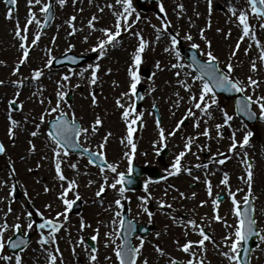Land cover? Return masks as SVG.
<instances>
[{
    "label": "rangeland",
    "instance_id": "1",
    "mask_svg": "<svg viewBox=\"0 0 264 264\" xmlns=\"http://www.w3.org/2000/svg\"><path fill=\"white\" fill-rule=\"evenodd\" d=\"M52 1L54 2L53 20L42 29L45 14L39 11L41 5H29L28 0H17L15 8L12 9L5 4L4 0H0V80L6 82L0 85V141L6 146V151L0 153V223H3L6 218L10 225L19 222L23 225L24 232H32L33 239L29 248L19 253L23 264H49L50 255L55 253L56 245L63 254L62 259L58 256L57 264H93L87 239L88 237L92 239L96 235L97 228L99 236L96 240L92 239L97 249L95 253L98 257L97 264H118L114 248L121 245V236L114 205L115 200L121 199L122 195L116 189H112L110 184L116 179L118 172H125L126 159L132 153L126 140L125 123L127 121L122 116L126 108H122L117 103L118 100L127 106L135 105L136 111L143 113L144 120L142 119L141 128L137 131L134 141L137 144L135 153L138 162H146V157L154 159L162 150V142L156 143L159 140V128L156 126L154 114L150 112L154 104L161 110L160 126L164 127L167 146L173 151L168 159L175 158L176 153L181 150L180 146H184L188 137L194 138L192 146L196 147L199 152L197 161L185 157L182 164L183 171L189 167V162H193L191 163L193 171L191 173L182 172L183 174L176 178L174 184L180 187L178 193L168 184L169 181L174 180H166L157 184L149 183L146 194L133 195L136 201L150 192L151 196L146 206L151 205L150 210L157 216L153 230L145 238L144 248L141 250L137 264H140L143 258H147L149 264H169L173 257L178 260L179 264H184L186 260L191 259L190 254L185 253L180 245L188 240L198 241L202 237L198 229L194 230L190 225L186 228L179 222L186 223L189 219L196 220L199 227L211 231L216 238L213 242H205V254L201 255L199 246H194L193 251L206 260L207 264H229L228 259L222 255V251L228 250V246L223 243V238L235 229L225 227L222 221L214 219V215L218 208L220 215L227 220L229 225L237 224L230 191L235 192L237 188L242 189L241 192L236 193L239 200H242L246 194L247 186L241 177H246L247 165L244 161L245 152H247L248 158L254 162L253 191L257 208L255 218L258 228L264 229V123L257 121L249 125L244 122L236 115L233 102L216 94L219 107H212L211 116L194 109L196 117H187L188 123L183 124L174 136H168L167 134L174 130L173 126H176L177 122L183 118L182 115L193 106L189 89L177 83L178 77L175 73L177 71L181 73L179 79H183L185 73L191 74L187 82L192 84L191 91L197 96L201 82L199 80L193 82V77L199 74L189 67L190 64L181 54L177 57L175 52H168L165 49L171 43V36L179 33L178 38L183 41V44L191 46L199 44L198 50L201 56L207 58L205 53L209 48L204 39L207 37V40L212 42L211 50L218 57L221 67L226 69L224 66L229 60L235 65V71L232 73L234 78L238 77L246 82V78L252 76L254 79L264 81V60L259 59L260 45L249 37H245L243 41L238 40L242 35V28L237 26L236 17L232 16L230 11L233 6L238 9L246 8L249 11V23L255 28L256 37L264 44V28L260 27L261 21L251 14L247 0H213L211 12L208 9V0H163L167 12L166 19L172 22L167 30L162 27L165 22L162 19L164 14L157 15L161 0H156L155 3L146 2V11H141L137 1L133 0L135 12L127 21L133 24L131 31H122L121 36L116 38L114 46L111 44L108 46L107 54L103 58L99 56L98 50L93 51V49L99 40L105 38L103 28H110L113 32L116 30V14L123 11L116 0H67L63 6L58 0ZM43 2L47 0H42ZM180 4L184 5L182 14L178 7ZM9 9L13 11L12 19L7 17ZM31 11H36L37 21L40 22L27 25ZM73 15L76 16V20L72 22L77 29L75 33H72V24L68 22ZM136 15L140 17L138 21L135 20ZM93 16L97 17L92 21L95 28L89 26V20ZM209 18L211 19L210 27H208ZM17 20L21 30L27 26L30 46L29 59L20 66L19 73L15 72L17 62L22 56L21 41L15 35ZM157 28L161 31L157 32ZM201 29H204L203 37L200 35ZM37 31L41 32V37L38 43L32 46L31 41ZM134 32L141 33L150 42L141 54L142 60L139 65H136L134 60L139 43L137 36L132 35ZM188 34H191V40L186 39ZM157 36H159L158 40ZM238 42L240 48L233 57L230 53ZM174 47L178 48L177 45ZM69 52L85 56L87 60L78 67L68 65L56 67L55 60L50 68L45 67L52 56L58 58ZM158 62L161 65L160 68L156 67ZM181 62L185 65L183 69L171 67L172 64ZM253 62L257 64L255 72L251 69ZM93 63L101 64L98 72L99 79L95 85L90 83L91 69L86 71L83 77L79 75L81 70ZM36 68L44 71V75L38 80L33 78V70ZM109 68L112 69L111 72L108 71ZM133 69L140 75L137 88L141 86L144 88L140 107L136 106L135 96L130 91L131 70ZM65 74L69 75L70 81L64 91L72 94L73 101L68 103V97L60 102L62 111L69 115H72V112L77 115L83 127L90 129L87 135L84 134L83 141L96 150L103 148L108 153L110 162L117 164L118 169L117 173H112L107 168H103L102 171L80 157H63L61 167L65 176L69 179H76L78 184V188L68 193V198L75 200V192L78 191L82 207L79 212H73L71 209L66 214V220L64 217L59 218L63 227L55 234L54 242L47 243L42 248L38 243L40 235L41 233L48 234L51 230H38L36 221L54 218L57 212H63L65 208L60 199V192L67 187V184L60 180L56 172L53 156L55 145L45 126L46 120L59 114L47 110L56 105V93L61 90L57 82L62 80ZM21 78L25 79L22 87L18 88L11 83ZM76 85L79 87H75ZM17 91L20 92L18 98L15 97ZM125 92L129 93L127 97L123 95ZM246 94L253 95L254 99L256 96L264 95V83L256 88L254 94L250 88ZM93 95L96 103H93ZM181 97L183 99H180ZM13 99L19 101L20 107L16 110H12L9 106V101ZM41 100L44 102L41 103ZM70 107L71 109L68 110ZM220 109H226L234 116V120L230 122V126L225 125L224 128L217 129V124L224 123ZM254 109L257 113L259 112L255 104ZM42 114L45 115L43 122L40 121ZM9 117L20 122L14 137L9 135L11 127ZM98 117L102 120V125L99 126L98 131L92 132L91 125ZM130 118L135 119V113H132ZM196 118L201 120L198 128L194 126ZM37 126H39V135L33 137L31 133L37 130ZM206 129L209 131L210 138L203 134ZM234 130H236L237 140H242L248 130L253 131L254 135L250 138L249 145L238 146L236 151H229ZM220 132L223 133L222 136L219 135ZM108 133L111 135L108 136ZM106 136L107 142L102 145ZM31 143L36 145L34 152L30 151ZM157 148L161 150L158 152ZM224 157L228 159L220 165L218 160ZM210 159L213 165L208 168L207 164H211ZM203 163H206V168L195 167ZM72 164H76L77 168L70 167ZM224 173L229 175V186L221 183ZM105 175L108 177V185L104 184ZM195 177H200V179L197 180ZM205 179L211 180L214 192L211 195L208 192L207 183H204ZM191 182L196 185L194 189L188 187ZM15 183L19 189L18 196L13 193ZM102 186L105 187L107 193L99 197L96 193ZM119 187L117 185V188ZM45 188L49 191H45ZM220 191L226 197L217 207L214 200ZM181 193L184 195L182 196ZM192 193L196 194L195 197ZM161 201H166V204L161 206ZM201 201L206 203L201 204ZM140 202L145 203L141 200ZM48 204L51 205L50 208L45 207ZM133 205L137 206V202L131 204L130 207L133 208ZM9 207L12 208L10 213H8ZM28 211L33 214L31 219L26 215ZM40 212H43L44 216H41ZM5 213H8L7 217ZM17 217L20 218L19 221ZM82 219L89 225L83 229L80 228ZM113 221L117 223L113 224ZM140 221L141 223L149 222L146 217H141ZM28 223H33L31 230L27 227ZM109 232H115L116 237L107 236L106 233ZM157 232L160 233L159 236L156 235ZM14 233L13 230H9L6 237H11ZM80 236L84 237L83 243H79ZM140 238V236L133 238L134 246H139ZM157 244L165 250L166 254L161 255L156 251L155 245ZM73 245H75V252H73ZM216 245L220 247L217 248ZM3 254L16 255L11 253L7 246ZM252 256L253 259L256 258V263L264 264L262 262L264 241L259 240ZM106 257H111V260ZM0 264H8V262L0 258Z\"/></svg>",
    "mask_w": 264,
    "mask_h": 264
},
{
    "label": "snow or ice",
    "instance_id": "2",
    "mask_svg": "<svg viewBox=\"0 0 264 264\" xmlns=\"http://www.w3.org/2000/svg\"><path fill=\"white\" fill-rule=\"evenodd\" d=\"M10 4L15 5L17 3V0H8ZM59 4L61 6L65 5L67 0H58ZM29 5H41L39 8V11L44 13L48 18H52V13H51V4L52 0H47V2H43L42 0H28ZM116 3L119 4L122 8L123 11L119 12L116 14V24L115 28L116 30L113 32L112 29L110 28H103L102 31L105 34V38L99 40L93 51L98 50V54L101 58H103L107 54V48L111 44L114 46V42L117 37L121 36L122 31H131L133 24L132 22H127L129 20V17H132L133 12H135V9L133 7V0H116ZM247 5L248 8L251 10V14L255 15L260 22V27L264 28V0H247ZM111 7V5H109ZM181 9V14L184 9V5L180 4L178 6ZM160 12L163 13L162 19H164V23L162 25L164 30H167L169 26L171 25V20L166 19L167 17V12L165 10V5L163 3V0H161V3L159 5ZM213 8V0H208V9L209 12L212 11ZM232 16L236 17L237 21V26L242 28V35L238 38L239 41H243L245 37H249L252 40L256 42L257 45H260V53L261 55L259 56V59L264 60V44L261 43L259 39L256 37L255 33V28L250 25L249 23V11L246 8H237L235 6L231 7L230 9ZM239 12V15L237 13ZM199 15V13H197ZM7 17L9 19L13 18V11L12 9H9L7 12ZM97 17L93 16L91 20H89V26L92 28H95V25L92 23L93 20H96ZM140 19L139 15L135 16V20L138 21ZM76 20V16H72L70 20L68 21L70 24ZM33 22H40L37 21V14L36 11H31L29 19L27 20V25H31ZM127 22V23H124ZM43 23H47V20H44ZM211 26V19L209 18L208 21V27ZM155 27V26H154ZM27 31L28 28L25 26L23 30H21L19 21L17 20V28L15 31V35L20 38L21 41V48H22V56L19 58L17 65L15 67V72L19 73L20 72V66L24 65L28 59H29V51H30V46L28 44V36H27ZM77 29L75 28V25L72 24V33H75ZM161 29L157 28V32H160ZM71 34V33H70ZM231 33L229 32V35ZM132 35L137 36L138 38V48L136 50V55H135V64L139 65L142 60L141 54L145 51V48L149 45V41L145 39V37L138 32L132 33ZM200 35L203 37L204 36V29H201ZM179 33H176L175 35L171 36V43L168 48L165 49V51L168 52H175V55L177 57H180V51L178 48H175L179 43L178 40ZM41 37V32L37 31L35 34L34 39L31 41V45L34 46L38 43ZM87 39V37H85ZM159 39V36H157V40ZM186 39L191 40L192 36L191 34H188L186 36ZM206 43L208 44L209 50L205 53L207 56L208 62L205 63H200V72L201 75L193 77V82L195 80H199L201 82L200 86V92L199 95L195 92H192V84H189L187 82L188 76H190V73H185L183 79H179L181 76V73L177 71L175 75L178 77L177 83L185 87L186 89H189V95H190V100L192 101V107H190L187 110V115L196 117V110H200L202 114H207L208 116H211V108L213 106L219 107V102L218 98L216 95V89H225L227 91H236V92H242V93H247L248 89L250 88L253 94L256 91V88L260 86L261 83H264V81H259L257 79H254L252 76H248L246 78V82L244 80L239 79L238 77L234 78L232 73L235 71V65L229 60L225 64V68L227 71L221 70L219 67L218 63V57L213 53L211 50V45L212 42L210 40H207V37H204ZM197 49L200 48L199 44L194 45ZM240 48V43L238 42L235 46V49L230 53L231 56H236L238 50ZM249 48H251V45H249ZM247 51V49H246ZM56 59V57L52 56L50 59H48L45 67H51L53 61ZM72 59H75V57H72ZM196 58L193 57V61H195ZM192 65H189L191 67ZM157 68H160L161 65L158 62L156 64ZM172 68L174 69H183L185 65L181 63H176L171 65ZM91 69L90 72V83L92 85H95L97 83V80L99 79L98 77V72L101 69V64L100 63H93V64H88L87 68L83 69L80 71L79 75L81 77L84 76L85 72ZM251 69L253 72L257 70V64L253 62L251 64ZM109 72L112 71V69H108ZM44 75L43 69L36 68L33 70V78L34 79H39L41 76ZM209 78L211 79L212 82H209ZM69 75L65 74L62 77V80L58 81V85L60 87V91L56 93L57 96V103L54 107H51L47 111H50L52 113H59V116L55 119L53 124L51 125L52 129H56L55 132L49 131V137L51 141L54 143L55 147L53 148V156L55 159V169L56 172L59 175V178L61 181H65L67 184V187L63 189V191L60 192V199L65 206L63 212H57L56 216L54 218H49L46 219L42 224L39 225L40 229H50L51 231L48 234H43L41 233L40 238L38 243L43 246L47 243H52L55 240V234L60 231V229L63 227V224L60 221V217H64L65 220L67 219V213L72 209L74 206L76 200L80 199V193L78 191L75 192V200L74 199H69L68 198V193L73 191L74 189L78 188V184L76 179H69L67 176H65L64 171L62 170L61 164L63 162V157H67L69 154V147H80L79 144L76 143L77 139L79 138L80 133H84L87 135L90 131L88 127H82L81 125L76 123V117L75 113H73V118L72 120L68 119H62L61 117H66L67 113L63 112L61 107H60V102L65 101L68 98V92L64 91L66 87L69 86ZM140 82V75L137 71L134 69L131 70V83H130V91L132 94L137 93V86ZM6 82L4 80H0V85H4ZM11 83H14L18 88L22 87L25 83V79H17L15 81H12ZM115 83V82H114ZM75 87H79V85H76ZM20 95V92L17 91L15 93V97L18 98ZM125 97L129 95V93L125 92L123 94ZM177 96H179V93H177ZM180 99H183L181 97ZM18 99H13L9 101L10 105L18 103ZM44 101L41 100V103ZM51 103V102H49ZM93 103H96L95 96L93 95ZM118 104L122 108H126V110L122 113V116L125 121L128 122L127 126V135H126V140L127 144L130 145L131 151L134 154L137 148V144L133 140V133L136 131V129L133 127V125L136 124L138 119H141L143 116V113L137 112L135 105L132 106H127L123 104L120 100L117 101ZM255 104L259 112H253L251 110L252 104ZM22 107V105H21ZM155 107V105L153 106ZM222 112V115L224 117V123L223 124H217L216 128L217 129H222L225 127V125L230 126V122L234 120V116L229 114L226 109H220ZM240 111L245 112L249 116L255 118L257 115L261 119H264V95L256 96L254 99L253 95H245L242 100H241V108ZM132 113H135V119H130V116ZM10 119V124L11 127L9 128V135L10 136H15L16 135V128L19 127L20 122L9 117ZM45 119V115L40 116V121L43 122ZM187 119V116L182 118L180 121L177 122L175 130L169 132L167 135L168 136H174L176 134V131L180 130L181 126L185 123V120ZM156 123L158 126L161 125V119L157 117ZM201 123V120L199 118L195 119V127H199ZM102 125V120L98 117L94 121V123L91 125V131L96 132L98 131L99 126ZM205 136H209L210 134L209 131L206 129L205 132L203 133ZM33 137L39 135V126H37V130L33 131L31 133ZM108 136L111 135V133L107 134ZM219 135H223L222 132L219 133ZM254 133L251 130H248L245 135L243 136L242 140H237L236 139V130L232 132L231 135V140L232 143L230 144L229 151H236L238 146L244 147L250 144V138L253 137ZM193 137H188L187 142L185 144L184 150L181 151L176 157L174 163L171 164L170 169L167 170V175L168 176H173L176 174H179L182 171V166H181V161L182 158L185 157V155L191 151L192 145H193ZM167 140V137L165 135V129L164 127L160 126L159 127V140L156 141L157 144H160L161 142H165ZM107 142V136L103 139V143ZM124 140L122 139V143ZM165 143V147H166ZM205 147V146H201ZM161 149L157 148V151L159 152ZM6 151V146L5 144L0 141V153H4ZM30 151H36V145L34 143L30 144ZM97 154H93V157H95ZM99 157L101 159H106L104 156L103 152L98 153ZM125 155H129L128 153H125ZM218 155H223V154H218ZM248 153L245 152V156H247ZM47 158V157H46ZM132 157L129 156V159ZM228 159V157H224L218 160V163L220 165H223L225 163V160ZM93 162H95V159H93ZM212 160H209V163H211ZM244 163L247 165V171H246V177H241V179L245 180V184L247 186V191L246 194L243 197V201L237 199V192H241L242 189L237 188L235 192L230 191V196L231 200L234 205V212L237 217V224L236 225H229L227 220L222 217L219 213V210L217 208L216 213L214 215V219L216 221H222L227 228H234V232H229L227 236L223 238V243L228 246V250L222 251V255L228 259L229 264H244V260L247 259V256L241 257L240 249L243 248V243L248 240L252 235H258L259 239L261 241H264V229H259L257 231V220L253 216V213H255V205L253 201L256 199L254 191H253V182H254V167H253V161L251 159L245 160ZM73 169L77 168L76 164L70 165ZM102 171H103V165ZM107 169H109L112 173H117L118 165L115 163H108L106 164ZM195 167H207V165H201L197 164ZM185 171L191 173L192 169L191 168H186L184 169ZM15 169L13 168V172ZM129 172H132L133 169L129 168ZM207 175V173H206ZM118 178L114 179V181L110 184V187L112 189H116L118 193L123 195L124 192H126L128 189L125 187L127 184H131L132 181L126 176L125 172H118L117 173ZM160 179L166 180L167 177L161 176ZM195 179L199 180L200 177H195ZM151 181H146L145 182V191L147 192L148 188V183ZM91 183V182H90ZM222 184L225 186H229V175L227 173L223 174V179L221 181ZM104 184L108 185V177L105 175L104 177ZM117 185H121V187L117 188ZM207 187H208V192L211 195L212 194V184L211 181H207ZM45 191H49L48 188H45ZM105 192V187L102 186L100 190L96 193L97 196H101L102 193ZM183 196L184 194L181 193ZM195 193H192V196L195 197ZM151 196V193L149 192L145 196H141L140 200L144 201L145 203L141 205L143 210L148 214L149 217L153 216V212L148 209L146 206V202L148 201L149 197ZM130 199V198H129ZM161 206H164L166 204V201H161ZM202 204L206 203L205 201H201ZM216 205H219V197L214 201ZM244 204L245 207L241 208V204ZM115 204L123 207L122 200L121 199H116ZM45 207L50 208L51 205H45ZM111 207V205H110ZM12 211V208H8V213ZM8 213H5V217H7ZM117 217L121 216L122 214L120 212L115 213ZM27 217L31 219L32 217V212L28 211L26 213ZM41 216H44L43 212H40ZM19 217H17V221H19ZM181 224H184V226L187 228L189 225L192 226V228L198 229L199 234L201 235V239L198 241H192L188 240L187 242L183 243L180 245L182 250L185 253H189L190 256L192 257L191 259H188L184 262V264H207L206 260L200 258V255L196 251H193L194 246H199L201 249V255L206 253V249L204 248L205 242L213 240V237L209 235L203 227H199L197 225L196 220L194 219H189L186 223L184 221H179ZM34 223V222H33ZM33 223H28L27 227L29 230L33 228ZM117 221H113V224H116ZM89 225L86 224V222L82 219L80 228L83 229L85 227H88ZM119 226L120 228H123L124 226V221L120 220L119 221ZM23 225L19 222L9 224L8 220L5 218L3 220V223H0V258H2L5 262H8V264H12L14 261V264H23L22 256L19 254H16L15 256L13 255H5L4 249L6 246H10L11 248H19L20 244L26 243L23 238H21L20 243H17L12 239V237H6V233L9 230H13L14 232H20L22 229ZM131 231V228L129 229ZM107 236L116 237L115 232H109L106 233ZM157 236L160 235L159 232L156 233ZM99 236V229H96V235L92 237L93 240H96ZM124 239V245L121 247L120 245H117L114 248V255L118 260V264H137L138 258L141 256V250L144 248V243H145V238L141 237L140 238V243L139 246H132L130 240L127 238V234ZM84 237L80 236L79 238V243H83ZM179 243V242H177ZM217 248L220 247V245H216ZM259 247V246H258ZM155 249L157 252H159L161 255L166 254L165 250L160 247V245H155ZM45 251H48L47 249H44ZM73 252H75V245H73ZM97 252L96 248H92L91 254H90V259L93 262V264H97L98 257L95 254ZM58 256L62 259V252L60 251V248L58 245L55 246V253H52L49 258V264H57L58 262ZM106 259L111 260V257H106ZM140 264H149V261L147 258H143L140 261ZM169 264H179L178 260L176 258H171Z\"/></svg>",
    "mask_w": 264,
    "mask_h": 264
},
{
    "label": "water",
    "instance_id": "3",
    "mask_svg": "<svg viewBox=\"0 0 264 264\" xmlns=\"http://www.w3.org/2000/svg\"><path fill=\"white\" fill-rule=\"evenodd\" d=\"M144 1H145V0H144ZM52 12H53V11H52V8H51V13H52ZM50 20H51V18H48V17H47V23H48ZM45 25H46V24H45ZM186 50H190V49L186 48ZM72 57H73V55H71V54H68V55H65V56H63V57H60V58H58V60H57L58 62H57L56 64H57V65H61V64L65 63V62L72 63V62H70V61H72V60H71ZM193 57L196 58L195 61H193ZM188 58L192 61V63H194V65L196 66V68L200 71V63H202V62H200V61L198 60V58H197V56L195 55V53H193L192 51H190V54L188 55ZM72 64H73V63H72ZM209 81L212 82L210 78H209ZM216 90H217L218 92L224 93L227 97H231V96H236V95H238V98L236 99L237 112H238L242 117H244L246 120H248V121H250V122H254V121H256L257 119H261V118L258 117V116H256L255 118H253V117L249 116L248 114H246L245 112L240 111V108H241V100H242V98L244 97V95H242L241 92L227 91V90H225V89H216ZM251 110H252V109H251ZM261 120L264 121V119H261ZM126 227H127V225H126ZM130 227H132V226H131V225H128V229L126 228V230H125V232H124V235L127 234V238H128L129 240H130V237H131L132 233H133L134 230H135L134 228H131V231H129ZM20 236H21V235H16V236H14L12 239H13L14 241H16L17 243H20V240H21V237H20ZM253 237H254V235H252L248 240H246V242H250V241L252 240ZM28 238H29V235L26 236L25 238H23V240H25L26 243L20 244V247H19V248H11L10 246H9V247H10L12 250L18 251L19 249H22V248H24V247L26 246L27 241H28ZM250 246H251V245H248V246H247V251L250 250Z\"/></svg>",
    "mask_w": 264,
    "mask_h": 264
},
{
    "label": "flooded vegetation",
    "instance_id": "4",
    "mask_svg": "<svg viewBox=\"0 0 264 264\" xmlns=\"http://www.w3.org/2000/svg\"><path fill=\"white\" fill-rule=\"evenodd\" d=\"M148 154V153H147ZM173 154V151L171 150V148H167V154H166V157L164 158V164H167L168 165V156H170V155H172ZM72 156H74V157H80L78 154H73ZM188 158H191V159H196L197 157L196 156H190V152L188 153V156H187ZM146 159H147V161L146 162H138L139 164H141V165H145V166H147V165H152L153 164V159L152 158H149V157H146ZM174 161H175V158H172V162L174 163ZM185 160H184V158H182V161H181V165L183 164V162H184ZM189 164H191V163H189ZM191 169H193V168H191ZM164 171V170H163ZM159 173V174H158ZM183 173H189V172H187V171H183ZM182 172H180V174H178L179 176L181 175V174H183ZM155 174H158L159 175V178L161 177V176H165V174H164V172H162V173H160V172H157V170H155ZM172 178H174L173 176H172ZM147 179H149V178H147ZM169 185L170 186H173V183L172 182H169ZM188 187L190 188V189H194L195 187H196V185L193 183V182H191V183H189L188 184ZM177 190L179 191V187H177ZM131 193H133V191L131 192ZM220 196H222L223 197V199H221V200H224L225 199V194L222 192V191H220L219 193H217V197H220ZM131 200H133V198L131 199ZM130 203H128V204H123V207H120V210H119V212L121 213V214H123V211L124 210H126L127 212H128V214L130 215V217L132 216V217H135V218H137V219H141V217H146L145 216V213H144V211H143V209L142 208H140V207H137V206H134L133 208H131L130 206ZM140 206V205H139ZM121 218H122V215L120 216ZM147 218V217H146ZM148 220H149V222L151 223V225H150V230L151 229H153L154 228V223L155 222H157V219L155 218V216L153 215V216H151L150 218H147ZM207 232V231H206ZM208 234L209 235H211L212 236V234L210 233V232H208ZM213 237V236H212ZM210 241H215V238L213 237V240H210ZM209 241V242H210ZM251 258H252V256H251ZM262 262L264 263V258H262ZM251 264H258V263H256V258L254 257V259L252 258V260H251ZM260 264V263H259Z\"/></svg>",
    "mask_w": 264,
    "mask_h": 264
}]
</instances>
